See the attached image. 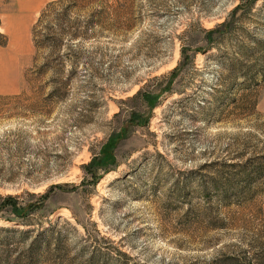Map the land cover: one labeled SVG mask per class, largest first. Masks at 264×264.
<instances>
[{"label":"rangeland","instance_id":"1","mask_svg":"<svg viewBox=\"0 0 264 264\" xmlns=\"http://www.w3.org/2000/svg\"><path fill=\"white\" fill-rule=\"evenodd\" d=\"M51 1L0 0L1 264H264V0H61L38 50Z\"/></svg>","mask_w":264,"mask_h":264},{"label":"trees","instance_id":"2","mask_svg":"<svg viewBox=\"0 0 264 264\" xmlns=\"http://www.w3.org/2000/svg\"><path fill=\"white\" fill-rule=\"evenodd\" d=\"M60 4L61 0L49 2L42 10L36 23L34 24L32 35L34 45L38 50L42 48L60 49V45L63 43V39L65 36L76 37L79 34L78 31H73L71 27H69L67 24L65 25V21H68L69 12L72 8L71 4L65 6H60ZM57 5L59 7L55 8V6ZM50 17H52V19H54L56 23L52 24L50 22H46V19H49ZM145 96L149 101H153L152 99H154L155 101L157 97V95L153 96L152 94H147ZM107 154V150L103 149L99 154V156L102 157L101 160L106 157ZM99 159L100 158L97 159V156H95L88 164V168L95 167L97 163L99 164V162L101 161ZM10 201L11 202L8 203L11 204L13 213L23 219L28 217L30 210L32 211V209L34 208V204H28L25 207H20L18 206L17 202H15V200ZM5 205L6 204H2L0 207H4ZM12 220H15V218L11 219V221ZM1 262L2 261H0V264Z\"/></svg>","mask_w":264,"mask_h":264},{"label":"crops","instance_id":"3","mask_svg":"<svg viewBox=\"0 0 264 264\" xmlns=\"http://www.w3.org/2000/svg\"><path fill=\"white\" fill-rule=\"evenodd\" d=\"M24 1H25V3L30 2V4H28V5L24 4V9L27 10L24 13L27 12L29 14V17H30L31 13L33 11H35V9H37V6L41 2H46L48 0H24ZM8 19H9V21H8L9 25L19 24L20 15L19 16H15L13 18L9 16ZM16 26H19V25H16ZM12 32H11V34H13ZM14 33L16 34L15 30H14ZM12 40H13V38H12ZM14 40H16V38H14ZM18 54H19V50H18L17 54L14 51L10 50V49H9L8 53L3 51V55H6V57L4 58V64H5V62H6V64L8 62H11V64L14 65V63H13L14 61L13 60H15V57L18 56ZM2 80H3V78H2ZM12 86H13L12 84L10 86L9 85H1L0 86V91L10 90Z\"/></svg>","mask_w":264,"mask_h":264}]
</instances>
